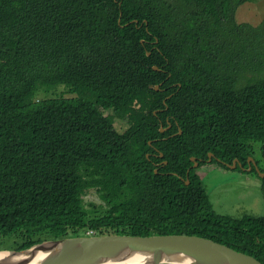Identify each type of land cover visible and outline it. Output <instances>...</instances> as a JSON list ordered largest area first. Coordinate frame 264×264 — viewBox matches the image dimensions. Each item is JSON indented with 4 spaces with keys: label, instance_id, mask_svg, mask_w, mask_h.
Returning <instances> with one entry per match:
<instances>
[{
    "label": "trees",
    "instance_id": "1",
    "mask_svg": "<svg viewBox=\"0 0 264 264\" xmlns=\"http://www.w3.org/2000/svg\"><path fill=\"white\" fill-rule=\"evenodd\" d=\"M249 1L0 0V247L192 234L264 263V215L217 212L197 171L264 141Z\"/></svg>",
    "mask_w": 264,
    "mask_h": 264
},
{
    "label": "water",
    "instance_id": "2",
    "mask_svg": "<svg viewBox=\"0 0 264 264\" xmlns=\"http://www.w3.org/2000/svg\"><path fill=\"white\" fill-rule=\"evenodd\" d=\"M212 156L210 153L209 160ZM126 260L147 264H263L219 241L191 234L77 235L47 239L19 250H0V264H102Z\"/></svg>",
    "mask_w": 264,
    "mask_h": 264
},
{
    "label": "rangeland",
    "instance_id": "3",
    "mask_svg": "<svg viewBox=\"0 0 264 264\" xmlns=\"http://www.w3.org/2000/svg\"><path fill=\"white\" fill-rule=\"evenodd\" d=\"M236 19L239 23L259 24L264 19V0H252L241 4L236 11ZM169 129L165 128L163 131ZM252 142L254 156L251 157L255 158L260 172H263L264 143L262 141ZM197 171L201 173L200 181L203 182L217 212L235 216L264 215V182L258 169L250 171L243 165L232 168L216 160L203 163ZM95 197H99L98 194L91 192L86 199L90 200Z\"/></svg>",
    "mask_w": 264,
    "mask_h": 264
},
{
    "label": "clouds",
    "instance_id": "4",
    "mask_svg": "<svg viewBox=\"0 0 264 264\" xmlns=\"http://www.w3.org/2000/svg\"><path fill=\"white\" fill-rule=\"evenodd\" d=\"M150 53V52H149ZM156 68V67H155ZM157 69V68H156ZM153 86V85H152ZM155 89H159V85H155ZM135 104H137L139 107L141 106V104L139 103V101H138V99H135ZM170 126H168V127H164L163 125L161 126V130L162 129H165V128H169ZM163 131V130H162ZM260 141V140H259ZM263 143H264V141H262ZM254 146V145H253ZM210 153H212V152H210ZM162 154V155H161ZM213 154V153H212ZM149 155H150V153H149ZM158 155H160L161 157H163L164 156V154L163 153H160V154H158ZM210 155V154H209ZM251 156H254V154L253 155H250L249 157H248V159L249 160H247V163H248V165H244L241 161H240V159L239 158H235L234 160H233V162L232 163H228V162H226V166H229V167H232V168H236V167H238L239 165H243L244 166V168H248V170H250V171H253V170H256V169H258V171L260 172V169H259V167H258V163H257V161L255 160V158H253V157H251ZM215 156H214V154H213V156H212V160H213V158H214ZM251 157V158H250ZM210 158V157H209ZM209 158L207 159V161H209V162H211L212 160H209ZM164 162H165V164H167L169 161L167 160V159H165V160H163ZM194 161V164H193V166L194 167H196L197 168V166L199 167L200 166V163H199V161L197 160V159H195V160H193ZM236 161V162H235ZM198 163V165H195V163ZM234 163H236V167H233L232 165L234 164ZM156 172H158V169H156ZM261 173V177L264 179V176H262V174L264 173V171L263 172H260ZM189 176V175H188ZM186 181H187V183H189L190 181L188 180V179H186ZM192 235V234H191ZM75 236H77V235H75ZM200 236V235H199ZM204 237V236H203ZM207 238V237H206ZM231 247V246H230ZM233 248V247H232ZM2 249H13V248H1L0 250H2ZM235 249V248H234ZM237 250V249H236ZM238 251H240V250H238ZM242 252H244V251H242ZM246 253V252H245ZM247 254H249V253H247ZM251 255V254H250ZM252 256H254V255H252ZM255 257V256H254ZM255 258H257V257H255ZM258 259V258H257ZM259 260V259H258ZM261 261V260H260ZM262 262V261H261ZM263 263V262H262ZM165 264H167V263H165ZM264 264V263H263Z\"/></svg>",
    "mask_w": 264,
    "mask_h": 264
},
{
    "label": "bare ground",
    "instance_id": "5",
    "mask_svg": "<svg viewBox=\"0 0 264 264\" xmlns=\"http://www.w3.org/2000/svg\"><path fill=\"white\" fill-rule=\"evenodd\" d=\"M27 264H30V263H27ZM102 264H147V263H143V262H131V261L126 260V261H123V262H106V263H102Z\"/></svg>",
    "mask_w": 264,
    "mask_h": 264
}]
</instances>
